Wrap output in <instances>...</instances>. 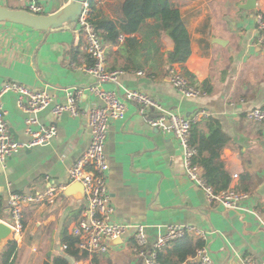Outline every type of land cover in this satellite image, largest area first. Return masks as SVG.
I'll use <instances>...</instances> for the list:
<instances>
[{"label": "crops", "instance_id": "1", "mask_svg": "<svg viewBox=\"0 0 264 264\" xmlns=\"http://www.w3.org/2000/svg\"><path fill=\"white\" fill-rule=\"evenodd\" d=\"M48 13L68 0H39ZM245 0H171L179 10L190 37V54L183 63L169 64L167 53L173 42L155 32V18H148L139 31L121 33L118 44L106 45L109 68L132 67L143 75L126 71L117 83H102L105 89L121 87L140 90L156 99L166 110L192 117L204 110L219 120L228 137L220 160L231 177L230 186H247L238 207L227 209L206 201L202 189L184 169L183 150L169 132L150 127L133 103L126 102L125 115L110 119L104 143L108 164L106 183L114 208V221L144 225L148 253L168 224L194 226L206 233V254L211 264H240L252 254L264 264V122L249 121L245 113L264 109V47L255 42L257 11L264 12V0L253 10L239 7ZM124 0H93L92 10L112 20L121 18ZM0 5L20 8L17 0H0ZM66 24L45 34L23 25L0 22V86L17 81L53 94L54 102L65 101V89L83 88L79 109L100 104L87 87L95 77L83 67L91 64ZM135 43L119 49L126 38ZM175 67L189 83L203 90L196 98L182 96L172 85L169 68ZM17 96H1L9 132L20 142L27 141V113L17 106ZM51 107L32 116L34 130L55 125L56 135L45 144L22 148L0 163V221L9 220L7 199L11 192H36L50 184L63 187L52 204H32L25 210L24 228L15 240L17 264H53L50 257L64 255L63 237L80 218L87 203L63 193L70 183V166L87 149L91 131L86 114H52ZM150 114L157 115V111ZM194 122V121H193ZM236 173L237 177L232 178ZM248 174V177L243 176ZM132 232L110 242L103 253L88 255L71 264H144V255L131 249ZM0 242V253L8 240ZM168 245L164 248H170Z\"/></svg>", "mask_w": 264, "mask_h": 264}, {"label": "built area", "instance_id": "2", "mask_svg": "<svg viewBox=\"0 0 264 264\" xmlns=\"http://www.w3.org/2000/svg\"><path fill=\"white\" fill-rule=\"evenodd\" d=\"M93 0H84L82 9L73 26V33L79 40V45L87 54L91 64L83 69L95 77L96 83L89 85V90L100 100V104L84 112L79 109L78 102L83 93V88L72 86L65 89V101L54 102L53 94L46 90H36L31 86L17 82L5 81L0 86L1 96L7 92L16 94L17 106L28 115L25 118L27 141L14 140L9 132L5 119V110L0 100V163L6 160L19 149L31 148L36 145L48 143L56 135L55 125L34 130L32 125L36 119L32 114L36 111L51 107L52 114L59 116L68 112L72 116L86 114L91 131L89 145L85 152L70 166L68 170L70 183L80 182L84 188L86 207L70 229V235L76 238L75 246L78 251L86 252L89 256L103 253L108 250L110 242L127 236L132 232L130 244L136 254L144 255V264H158L157 253L170 245L175 239L185 233L205 240L206 233L194 226L168 224L165 231L160 234L145 254L147 238L144 225L141 223H127L114 221L112 218L114 208L106 183L108 164L104 154V143L107 134V125L110 119H121L125 115L126 102L133 103L143 120L150 126L163 132L171 133L179 142L183 150L184 169L187 177L199 186L208 202H218L227 209L238 207L237 202L247 196L246 192L238 191L235 187L215 192L203 179L200 167L195 161L196 147L190 143L191 123L201 117H207L208 112L202 110L192 117H185L175 112L166 110L156 99L150 95L126 87L121 89H105L102 83H117L120 75L126 71L122 69H109L106 64V44L100 33L90 21L91 3ZM25 3L28 11L41 13L43 5L39 0H17ZM256 35L255 42L264 47V12L255 14ZM123 36H119L122 40ZM138 75H143L140 70H131ZM170 80L174 88L185 97L196 98L203 94V90L192 86L187 77L175 67L169 68ZM151 111H157V115H151ZM249 121L264 122V109L253 108L245 113ZM234 173L232 178H236ZM63 189L60 185L50 184L45 189L36 192H11L7 199L9 220L6 222L10 229V237L14 240L24 228L26 220L25 210L32 204H52L56 196ZM63 248L65 246H62ZM194 259L201 264H211L210 257L206 254V246L197 249ZM240 264H263L252 254L241 257Z\"/></svg>", "mask_w": 264, "mask_h": 264}, {"label": "trees", "instance_id": "3", "mask_svg": "<svg viewBox=\"0 0 264 264\" xmlns=\"http://www.w3.org/2000/svg\"><path fill=\"white\" fill-rule=\"evenodd\" d=\"M121 18L112 20L109 17L92 10L90 21L100 33L106 45L118 44L121 33L133 34L139 31L142 24L148 18H155V32L166 34L173 42V49L167 53L169 64L183 63L190 54V37L185 27L179 10L171 0H124L121 6ZM135 43L134 37H128L119 49H125ZM126 48V49H127ZM109 68V67H108ZM131 71L135 68H109ZM201 122L191 123L190 143L196 147L197 156L195 161L200 167V172L205 182L214 188L215 192L227 189L230 186L231 177L220 160L221 150L227 146L228 137L222 130L218 119L208 118L204 123L207 132L201 129ZM248 174H245L243 178ZM238 191L248 192L247 186ZM64 255L51 256L53 264H71L67 256L74 260L88 257L86 252H79L75 246L76 238L71 235L63 237ZM171 247L158 251V264H201L194 259L197 249L205 246V240L185 233L182 237L171 242ZM18 249L15 240L7 241L6 246L0 253V264H17ZM45 264H48L47 262Z\"/></svg>", "mask_w": 264, "mask_h": 264}, {"label": "water", "instance_id": "4", "mask_svg": "<svg viewBox=\"0 0 264 264\" xmlns=\"http://www.w3.org/2000/svg\"><path fill=\"white\" fill-rule=\"evenodd\" d=\"M84 0H68L64 5L50 13H34L23 8H13L0 5V22H9L19 24L31 29L49 31L62 27L66 24L75 22L82 9ZM257 0H245L239 4V7L245 10H253L256 7ZM16 140L15 137H13ZM264 185L259 192H262ZM67 196H73L77 199L84 197V188L80 182L69 183L63 190ZM11 229L9 225L0 221V242L9 238ZM121 241V238H118ZM114 241V240H113Z\"/></svg>", "mask_w": 264, "mask_h": 264}, {"label": "rangeland", "instance_id": "5", "mask_svg": "<svg viewBox=\"0 0 264 264\" xmlns=\"http://www.w3.org/2000/svg\"><path fill=\"white\" fill-rule=\"evenodd\" d=\"M18 7L20 8H23V9H27V6L25 5V3H19L18 2ZM49 10L46 8L43 9V11L41 13H48ZM32 30H35V29H32ZM36 31H39V30H36ZM188 98H191V97H188Z\"/></svg>", "mask_w": 264, "mask_h": 264}]
</instances>
